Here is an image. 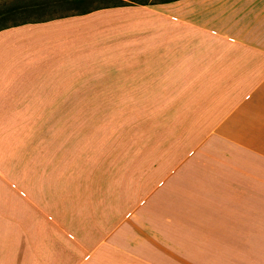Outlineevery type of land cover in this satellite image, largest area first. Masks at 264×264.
<instances>
[{
	"label": "crops",
	"instance_id": "0c3cea01",
	"mask_svg": "<svg viewBox=\"0 0 264 264\" xmlns=\"http://www.w3.org/2000/svg\"><path fill=\"white\" fill-rule=\"evenodd\" d=\"M124 115L98 156L77 139V117ZM226 261L264 264V0L0 28V264Z\"/></svg>",
	"mask_w": 264,
	"mask_h": 264
},
{
	"label": "rangeland",
	"instance_id": "374dc122",
	"mask_svg": "<svg viewBox=\"0 0 264 264\" xmlns=\"http://www.w3.org/2000/svg\"><path fill=\"white\" fill-rule=\"evenodd\" d=\"M125 0H0V28L20 23L25 20H41L53 16H60L68 14L74 11L84 10L91 7L102 6L111 3H120ZM143 1V0H136ZM37 2H46L47 5L42 7H36ZM31 4V5H30ZM28 6V9L26 6ZM31 7H30V6ZM20 7L17 10H13V7ZM25 6L24 8H21ZM133 101H108V107L110 108H132ZM131 115L124 116H89V117H77V139L85 142L86 147L93 146L97 149V153L94 151L95 157L99 155L101 148H106L107 141L111 142L116 137L117 128H119L120 122L124 121L126 126V139H128L129 133L128 125H131ZM142 142L146 139L144 138L146 133H141ZM144 143V142H143ZM166 239L164 237L158 236V241ZM186 248L191 249L192 245H185ZM173 251L181 252L182 245L179 243L169 244V243H158L157 251ZM228 264V261L225 262Z\"/></svg>",
	"mask_w": 264,
	"mask_h": 264
},
{
	"label": "trees",
	"instance_id": "16d2710c",
	"mask_svg": "<svg viewBox=\"0 0 264 264\" xmlns=\"http://www.w3.org/2000/svg\"><path fill=\"white\" fill-rule=\"evenodd\" d=\"M31 5V4H30ZM29 5V6H30ZM45 5H47V3L46 2H37V4L36 5H32V6H36V7H42V6H45ZM26 6V5H25ZM25 6H22L21 8H24ZM31 7V6H30ZM18 8H20V7H13L12 8V11L13 10H17ZM24 9H28V6H26V8H24ZM51 18V17H50ZM26 21H30V20H25V21H22V22H20V23H23V22H26ZM16 24H18V23H15V24H11V25H16ZM5 27V26H4ZM2 28V27H1Z\"/></svg>",
	"mask_w": 264,
	"mask_h": 264
}]
</instances>
